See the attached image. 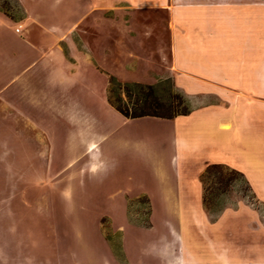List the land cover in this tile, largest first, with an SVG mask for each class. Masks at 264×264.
Returning <instances> with one entry per match:
<instances>
[{
	"label": "rangeland",
	"instance_id": "1",
	"mask_svg": "<svg viewBox=\"0 0 264 264\" xmlns=\"http://www.w3.org/2000/svg\"><path fill=\"white\" fill-rule=\"evenodd\" d=\"M73 1L0 0L7 11L0 10V39L24 37L37 25L45 30L31 37L45 39L42 48L51 56L59 51L67 58L64 39L71 24L51 17L59 12L72 20L79 7L98 2ZM68 3L76 8L65 13ZM120 13L105 12V39L87 20L89 39L83 42L90 54L73 50L75 62L57 55L54 76L48 72L35 85L32 76L12 74L6 81L0 73V264H173L169 257L178 252L264 264L251 263L264 261L262 198L256 196L251 205L228 193L217 214L202 205L199 176L206 161L230 164L210 160L204 150L193 153L172 144L176 133H169L164 120L126 118L107 102L104 71L123 82L170 77L153 74L163 71L167 48L152 64L130 67L127 51L120 53L113 41L126 39L136 52L146 39L150 12L145 22L129 23ZM165 17L160 16L161 23ZM76 27L70 31L74 39L81 31ZM9 48L17 46L11 42ZM186 97L191 108L211 99ZM250 116L264 118V106L252 105ZM158 164L177 168L178 202L151 198L143 189L155 186L150 167ZM147 222V227L137 225Z\"/></svg>",
	"mask_w": 264,
	"mask_h": 264
},
{
	"label": "crops",
	"instance_id": "2",
	"mask_svg": "<svg viewBox=\"0 0 264 264\" xmlns=\"http://www.w3.org/2000/svg\"><path fill=\"white\" fill-rule=\"evenodd\" d=\"M75 1L80 0L73 1L77 4ZM107 1L111 0H98L85 10L77 5L80 13L73 15L72 20L60 16L59 12L51 17H60L59 21L71 24L64 39L67 58L59 51L51 56L42 48L45 39L36 35L45 29L37 25L24 37L0 39V73L6 74V81L12 74H17L19 79L32 76L36 85L37 78L48 72L54 74L57 55L75 62L73 50L90 54L83 42L89 39L85 24L90 18L96 24L99 38L101 35L105 39L107 10L121 11L120 16L126 23L133 19L145 22L144 15L150 12L146 16L148 33L138 43V50L133 52L131 42L126 39H115L116 49L120 53L127 51L125 55L132 60L129 65L134 69L141 61L152 64L151 60L164 54L167 48L168 61L162 72L153 73L155 78L170 76L175 87L187 96L211 99H200L187 114L141 118L167 122L169 133H176L171 143L180 149L193 153L204 150L210 160L221 159L239 169L256 196L264 200V118L250 116L252 105L264 106V0H113L118 4ZM71 3L64 7L65 13L76 8ZM95 11L103 13L90 17ZM164 14L166 17L161 23L159 18ZM75 25L81 30L77 39L70 34ZM32 32H36V38L31 37ZM11 42L17 48L10 49ZM27 50L30 56L26 58ZM222 154L225 158H220L224 157ZM90 170L96 174L99 171ZM150 173L155 186L144 185L146 193L151 198H161L162 202H178L181 178L177 168L158 164L150 167ZM169 259L173 264L249 263L226 258L204 260L184 252Z\"/></svg>",
	"mask_w": 264,
	"mask_h": 264
},
{
	"label": "trees",
	"instance_id": "3",
	"mask_svg": "<svg viewBox=\"0 0 264 264\" xmlns=\"http://www.w3.org/2000/svg\"><path fill=\"white\" fill-rule=\"evenodd\" d=\"M0 10L7 13L3 5ZM100 71L103 72L101 69ZM104 73L107 78L106 100L126 118H172L191 111L188 98L175 87L170 77L155 83L123 82L109 72ZM199 178L202 186V205L211 214L219 213L226 206L223 196L231 192L239 194L251 205L258 201L243 172L226 163H206ZM143 197L144 202L148 203L147 196L143 194ZM137 225L147 227L149 222Z\"/></svg>",
	"mask_w": 264,
	"mask_h": 264
}]
</instances>
